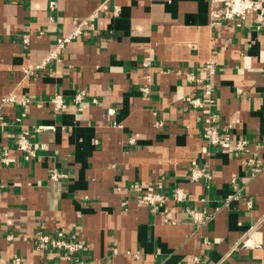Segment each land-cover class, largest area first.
I'll return each mask as SVG.
<instances>
[{
  "label": "crops",
  "instance_id": "obj_1",
  "mask_svg": "<svg viewBox=\"0 0 264 264\" xmlns=\"http://www.w3.org/2000/svg\"><path fill=\"white\" fill-rule=\"evenodd\" d=\"M212 6L0 0V264H264V16L213 24ZM189 72L213 104L186 101L206 100ZM209 110L218 145L203 135ZM22 130L33 154L17 149ZM133 184L161 185L165 202L139 204ZM37 231L85 247L69 259L39 249Z\"/></svg>",
  "mask_w": 264,
  "mask_h": 264
},
{
  "label": "built area",
  "instance_id": "obj_2",
  "mask_svg": "<svg viewBox=\"0 0 264 264\" xmlns=\"http://www.w3.org/2000/svg\"><path fill=\"white\" fill-rule=\"evenodd\" d=\"M222 3V8L217 7L214 5L215 3ZM213 6L211 7V17H212V23L213 24H220L225 19L228 20H234L237 26L243 25L244 21L248 17L249 12H258L260 17L262 18L264 16V6L262 0H212ZM55 2L52 1L51 5L54 6ZM78 33H80V29H77L73 34L71 35H63L57 39V42L55 43V46L53 49L49 52L48 57L46 58L47 61H52L59 59L60 52L63 51V49L66 47L68 42L71 41L73 37H75ZM41 65L37 66H28L27 69H25V73L32 74L34 72V69L37 67H40ZM216 69V62L215 60L211 59L206 61L205 63V70L208 72V77L213 74V72ZM187 79L193 82H197L202 85L203 93L206 96V100L202 99L201 97L193 96V95H187L186 101L195 108H203L206 104H213L215 101L214 98V89L213 85L210 81H203L200 77H198L196 74L189 72L187 74ZM146 89V88H145ZM147 90V89H146ZM82 95H79L77 98L80 99ZM8 100H14V98L10 99H4V101ZM53 103L56 110L63 109L64 106V100L61 95H56L53 98ZM5 121L0 115V127L3 126ZM216 123V114L209 110L207 115L205 116V126L203 135L205 139L213 144L218 145L221 142V136L219 134L218 129L215 126ZM44 128L43 126H38L37 130H41ZM245 140H240L237 143V148L243 149L245 145ZM16 146L17 149L21 152L33 154L34 147L33 142L30 138V131L28 130H22L20 135L16 139ZM3 160H8V152L4 151L2 153ZM264 165V164H263ZM53 178H57L58 174L53 173ZM161 185H150L146 188H140L138 184L131 185V190H134L137 192V200L139 204L155 207L161 203H164L166 200L167 195L163 194L160 191ZM174 198L177 201H181L185 199L187 196L186 193H184L182 190L177 189L174 193ZM246 204L251 207L252 201L248 200L246 201ZM188 214L192 217V219L195 222L204 223L208 218H210L211 214H209L205 210H198L196 208H188ZM35 244L39 249H51L56 252H64L69 259L72 258V256L83 250L85 247V243L81 240H69L60 236H55L49 233H44L42 231H37L35 233L34 237ZM18 261V258L16 259ZM71 261V260H70Z\"/></svg>",
  "mask_w": 264,
  "mask_h": 264
}]
</instances>
